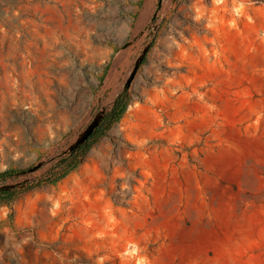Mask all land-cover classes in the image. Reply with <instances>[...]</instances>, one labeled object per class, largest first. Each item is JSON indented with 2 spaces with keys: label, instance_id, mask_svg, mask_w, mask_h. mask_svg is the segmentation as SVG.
I'll return each instance as SVG.
<instances>
[{
  "label": "rangeland",
  "instance_id": "obj_1",
  "mask_svg": "<svg viewBox=\"0 0 264 264\" xmlns=\"http://www.w3.org/2000/svg\"><path fill=\"white\" fill-rule=\"evenodd\" d=\"M6 170L0 264H264V0H0Z\"/></svg>",
  "mask_w": 264,
  "mask_h": 264
},
{
  "label": "trees",
  "instance_id": "obj_2",
  "mask_svg": "<svg viewBox=\"0 0 264 264\" xmlns=\"http://www.w3.org/2000/svg\"><path fill=\"white\" fill-rule=\"evenodd\" d=\"M128 102L129 97L127 88H124L114 98L110 108L103 113L100 122L93 129V131L86 137H84L81 142L73 146L64 158L59 159L56 167H65V170L63 173H60V175L54 180V182L63 178L69 170L74 169L80 163L81 158L86 154L91 146L100 137H102L115 122H117L121 118L127 108ZM11 173V170L3 171L0 173V178H7L11 175ZM20 193L21 191L16 190L15 188H1L0 203H10Z\"/></svg>",
  "mask_w": 264,
  "mask_h": 264
},
{
  "label": "water",
  "instance_id": "obj_3",
  "mask_svg": "<svg viewBox=\"0 0 264 264\" xmlns=\"http://www.w3.org/2000/svg\"><path fill=\"white\" fill-rule=\"evenodd\" d=\"M137 66V65H136ZM101 117H102V115H99V116H97V117H95L94 119H93V121H92V123L90 124V126H89V129H88V131H87V133L85 134V136L84 137H86L88 134H90L92 131H93V129L98 125V123L100 122V119H101ZM83 137V138H84ZM82 138V139H83ZM82 139H80L77 143H75L73 146H75V145H77L79 142H81L82 141Z\"/></svg>",
  "mask_w": 264,
  "mask_h": 264
}]
</instances>
